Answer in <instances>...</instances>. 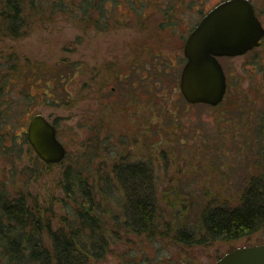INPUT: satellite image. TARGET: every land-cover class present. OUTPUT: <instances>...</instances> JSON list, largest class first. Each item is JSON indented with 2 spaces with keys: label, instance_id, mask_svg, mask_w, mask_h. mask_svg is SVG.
<instances>
[{
  "label": "rangeland",
  "instance_id": "obj_1",
  "mask_svg": "<svg viewBox=\"0 0 264 264\" xmlns=\"http://www.w3.org/2000/svg\"><path fill=\"white\" fill-rule=\"evenodd\" d=\"M35 1L43 10L31 14L25 35H0V189L37 196L57 214L52 224L67 229L75 204L64 197V164H41L33 175L36 153L22 139L38 112L55 125L68 156L88 151L92 170L108 171L120 155L148 164L158 211L174 215L173 227L207 202L236 203L249 175L264 171V38L220 59L228 81L220 104L187 103L179 89L183 44L207 0H104L100 9L92 0L86 15L82 0ZM253 1L264 25V0ZM153 59L170 66L147 85ZM233 97L247 100L243 108ZM119 195L114 190L116 203ZM104 216V254L83 264H213L235 246L264 243L257 231L187 246L127 232Z\"/></svg>",
  "mask_w": 264,
  "mask_h": 264
},
{
  "label": "trees",
  "instance_id": "obj_2",
  "mask_svg": "<svg viewBox=\"0 0 264 264\" xmlns=\"http://www.w3.org/2000/svg\"><path fill=\"white\" fill-rule=\"evenodd\" d=\"M103 3L104 0H97L93 6L100 9ZM81 4L80 9L86 15L92 7V0H82ZM42 10V4L35 0H0V35H25L30 27L31 14H38ZM161 74H146L145 83H150L148 79L156 81L154 78L161 77ZM175 82L177 84V80ZM146 91L149 93V89ZM241 100L233 97L232 102L237 103L241 109L247 101L244 98L241 103ZM4 113L7 116L8 113ZM23 133L22 139L29 143L25 130ZM87 153L88 151L85 154L78 152L72 158L66 152L64 158L56 163L45 162L37 154L33 156L32 174L35 176L39 175L41 164L48 167L64 164L60 176L64 182V197L75 204L68 217L67 229L52 224V219L57 214H54L51 206L39 202L37 196H28L18 189L10 196V190L2 185V264H83L90 258H100L107 247L106 233L100 221L105 217L104 213L111 216L117 228L122 227L127 232L159 235L187 246L207 245L215 240H234L257 231L264 232V171L249 175L236 203L207 202L201 206L196 217L187 220L188 223L178 225L179 221L176 220L177 224L174 223L173 227L170 219L174 215L171 217L169 214L165 218L158 211L155 175L148 164L131 161L120 155L108 171L105 169L100 173L99 169L87 167ZM94 176L100 180L99 185L89 183ZM113 179L117 184L113 183ZM116 189L120 192L117 203L112 198ZM59 200L62 201L61 198ZM102 201L107 202L103 212ZM185 210L183 205L181 213L177 215L180 216Z\"/></svg>",
  "mask_w": 264,
  "mask_h": 264
},
{
  "label": "water",
  "instance_id": "obj_3",
  "mask_svg": "<svg viewBox=\"0 0 264 264\" xmlns=\"http://www.w3.org/2000/svg\"><path fill=\"white\" fill-rule=\"evenodd\" d=\"M264 27L247 0H225L214 7L190 31L185 44L179 89L188 103L219 104L227 90V79L219 60L235 56L261 43ZM26 138L45 162L56 163L66 155L55 125L42 113L30 116ZM213 264H264V243L235 246Z\"/></svg>",
  "mask_w": 264,
  "mask_h": 264
},
{
  "label": "flooded vegetation",
  "instance_id": "obj_4",
  "mask_svg": "<svg viewBox=\"0 0 264 264\" xmlns=\"http://www.w3.org/2000/svg\"><path fill=\"white\" fill-rule=\"evenodd\" d=\"M223 1H225V0H207L206 2H205V4H202L201 5V7H200V9H199V14H200V18L197 20V22L195 23V25L191 28V30L200 22V20L205 16V15H207L214 7H216L218 4H220L221 2H223ZM248 2H250V4H251V6H252V8H253V11H254V14H255V16L259 19V21H260V23H261V25L264 27V25H263V22H262V20H261V18H260V15H259V11H258V9H257V6H255V2L253 1V0H247ZM190 30V31H191ZM190 33V32H189ZM189 33H188V35H189ZM188 35L186 36V38H185V40H184V44H185V41H186V39H187V37H188ZM264 38V37H263ZM263 40V39H262ZM262 40H261V42H262ZM184 44H183V54H184ZM261 44V43H260ZM259 44V45H260ZM258 45V46H259ZM256 47V46H255ZM254 48V47H253ZM253 48H251V49H253ZM251 49H248L246 52H248L249 50H251ZM246 52H244V53H246ZM244 53H242V54H244ZM239 55H241V54H239ZM235 56H237V55H235ZM224 57H234V56H221V57H219V60L221 59V58H224ZM186 62V57H185V54H184V62H183V64H182V66H181V68H180V72H181V69H182V67H183V65H184V63ZM220 62H221V60H220ZM150 63L152 64L151 65V71L152 72H155V73H159V72H162V71H164L165 73H167L168 72V69H167V67L168 66H170L168 63H166V62H163V63H161V62H157L155 59H153L152 61H150ZM221 64H222V62H221ZM163 66V67H162ZM222 66H223V64H222ZM223 69H224V67H223ZM151 72V73H152ZM179 72V73H180ZM224 72H225V70H224ZM225 74H226V72H225ZM226 79H227V75H226ZM227 88H228V81H227ZM226 92H227V90H226ZM226 94V93H225ZM224 97H225V95H224ZM224 99V98H223ZM222 102V101H221ZM64 144V143H63ZM67 152V151H66Z\"/></svg>",
  "mask_w": 264,
  "mask_h": 264
}]
</instances>
